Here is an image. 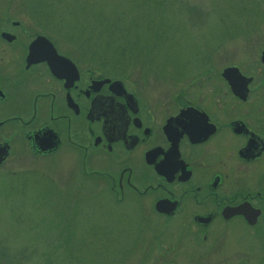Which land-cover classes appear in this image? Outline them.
<instances>
[{
  "label": "flooded vegetation",
  "instance_id": "flooded-vegetation-1",
  "mask_svg": "<svg viewBox=\"0 0 264 264\" xmlns=\"http://www.w3.org/2000/svg\"><path fill=\"white\" fill-rule=\"evenodd\" d=\"M13 6L0 3V172L37 173L42 161L47 191L73 199L61 204L75 207L83 187L101 183L118 201L148 202L205 261H264L261 59L250 69L207 59L186 76L110 75L50 32L44 11ZM227 67L239 71L232 83Z\"/></svg>",
  "mask_w": 264,
  "mask_h": 264
},
{
  "label": "rangeland",
  "instance_id": "rangeland-1",
  "mask_svg": "<svg viewBox=\"0 0 264 264\" xmlns=\"http://www.w3.org/2000/svg\"><path fill=\"white\" fill-rule=\"evenodd\" d=\"M0 1L44 11L50 32L110 75L186 76L207 59L250 69L264 49V0ZM35 164L37 173L0 172V264H264L259 253L205 261L148 202L118 201L101 183L96 193L83 187L75 207L61 204L73 199L47 191L43 162Z\"/></svg>",
  "mask_w": 264,
  "mask_h": 264
},
{
  "label": "water",
  "instance_id": "water-1",
  "mask_svg": "<svg viewBox=\"0 0 264 264\" xmlns=\"http://www.w3.org/2000/svg\"><path fill=\"white\" fill-rule=\"evenodd\" d=\"M260 59H261L262 63L264 64V49L261 51ZM234 73H239V71L236 67H227L223 71L224 76H226L230 82L232 81V79H230V77L228 75H231ZM156 208L158 211L164 210L163 208H161V204H157Z\"/></svg>",
  "mask_w": 264,
  "mask_h": 264
}]
</instances>
